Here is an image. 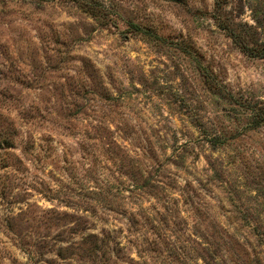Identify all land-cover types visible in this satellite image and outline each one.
Listing matches in <instances>:
<instances>
[{"label":"rangeland","instance_id":"374dc122","mask_svg":"<svg viewBox=\"0 0 264 264\" xmlns=\"http://www.w3.org/2000/svg\"><path fill=\"white\" fill-rule=\"evenodd\" d=\"M99 1L0 0V264H264V128L208 91L264 99V58L214 0Z\"/></svg>","mask_w":264,"mask_h":264},{"label":"trees","instance_id":"16d2710c","mask_svg":"<svg viewBox=\"0 0 264 264\" xmlns=\"http://www.w3.org/2000/svg\"><path fill=\"white\" fill-rule=\"evenodd\" d=\"M76 5L83 8L87 13L98 17L101 21L107 22L109 20L108 14L106 13V6L103 2L99 0H74ZM230 1H243V5L250 9V18L253 23H249L240 18L241 12H231L227 5ZM264 0H214L212 6L211 16L215 20L217 26L221 28L224 33L231 39L233 44H235L240 51H242L247 56L264 58V25L262 24V19L259 17L258 10L255 8L257 5H262ZM260 10V9H259ZM237 19V20H236ZM133 31H142L140 27L132 24ZM147 35H151L150 32H143ZM208 91L214 97L222 99V101L231 105L233 108L236 107L241 118H237L239 122L241 120L242 125L240 127L246 130H254L258 128H264V99L251 100L244 95H235L231 92H225L221 87L217 86L214 82L208 86ZM232 120L230 122L228 129L236 128V122ZM223 138L226 134L223 133ZM234 137V136H233ZM231 137V138H233ZM221 136L214 135L212 142H219ZM214 145V143H212ZM95 208V207H94ZM80 209V208H79ZM93 208H86V205L81 207L79 211V219L85 223H89L88 210ZM96 209V208H95ZM104 228H101L100 232L103 234ZM99 232V233H100ZM98 233V234H99ZM79 234H82L79 240V250H81L82 256L91 257L97 249H102V239H98L99 244H97L98 234L93 233V231H85L83 228L79 230ZM256 234L262 240L264 239L263 232L256 229ZM92 237L94 239L88 238ZM109 252L113 251V248L106 247ZM148 248L143 244H139L136 247V254L139 258H146ZM115 253H118L115 252ZM116 258L119 256L116 254ZM98 260H101L98 258Z\"/></svg>","mask_w":264,"mask_h":264}]
</instances>
